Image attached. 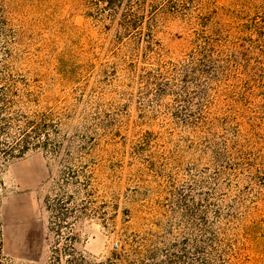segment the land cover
Masks as SVG:
<instances>
[{
    "label": "rangeland",
    "instance_id": "rangeland-1",
    "mask_svg": "<svg viewBox=\"0 0 264 264\" xmlns=\"http://www.w3.org/2000/svg\"><path fill=\"white\" fill-rule=\"evenodd\" d=\"M109 1L0 0L14 72L40 78L61 135L96 142L73 160L89 187L65 189L87 213L59 234V164L0 155V264H264V56L240 52L264 0Z\"/></svg>",
    "mask_w": 264,
    "mask_h": 264
},
{
    "label": "trees",
    "instance_id": "trees-1",
    "mask_svg": "<svg viewBox=\"0 0 264 264\" xmlns=\"http://www.w3.org/2000/svg\"><path fill=\"white\" fill-rule=\"evenodd\" d=\"M123 21V25L137 29L134 26L136 23L129 24L126 15ZM246 29L254 31L256 38H244V43L247 44H241L240 52L244 55L242 58H246L247 52L253 49H257L264 56V13L247 24ZM148 45L153 47L151 43ZM0 52L4 55L0 57V155L5 160H12L42 148L54 163L59 164V178L56 184L61 193H56L45 201L51 213L53 229L59 234L69 218L77 219L87 213L86 201L81 204L74 201L78 190L74 188V192L69 193L65 189L71 185H81L86 190L89 187L88 180L81 181L82 175L85 176L82 169L87 167L83 165L77 169L73 160L82 157V152L89 154L96 145L95 138L91 134L72 137L61 135L54 112L50 107H41L43 92L39 84L40 78L14 72L13 54L7 48L4 51L0 48ZM262 68L264 73V67ZM76 136L85 143L74 147ZM86 194L91 193L87 191ZM70 250H55L52 261L48 264H131L125 252L114 253L103 262H94L86 255L75 252L73 248Z\"/></svg>",
    "mask_w": 264,
    "mask_h": 264
}]
</instances>
